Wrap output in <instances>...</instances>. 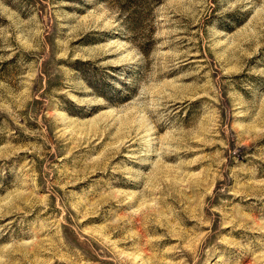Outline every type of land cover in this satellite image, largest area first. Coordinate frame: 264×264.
Here are the masks:
<instances>
[{
    "label": "rangeland",
    "instance_id": "374dc122",
    "mask_svg": "<svg viewBox=\"0 0 264 264\" xmlns=\"http://www.w3.org/2000/svg\"><path fill=\"white\" fill-rule=\"evenodd\" d=\"M0 264H264V0H0Z\"/></svg>",
    "mask_w": 264,
    "mask_h": 264
}]
</instances>
